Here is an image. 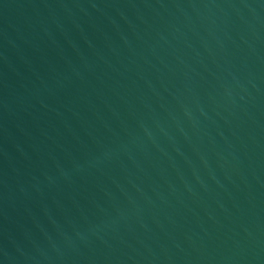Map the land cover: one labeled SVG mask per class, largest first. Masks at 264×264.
Returning a JSON list of instances; mask_svg holds the SVG:
<instances>
[{"label":"water","instance_id":"95a60500","mask_svg":"<svg viewBox=\"0 0 264 264\" xmlns=\"http://www.w3.org/2000/svg\"><path fill=\"white\" fill-rule=\"evenodd\" d=\"M0 264H264V0H0Z\"/></svg>","mask_w":264,"mask_h":264}]
</instances>
